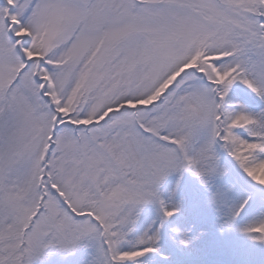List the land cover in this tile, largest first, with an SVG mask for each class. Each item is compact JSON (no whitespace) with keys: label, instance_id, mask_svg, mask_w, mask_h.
<instances>
[{"label":"snow or ice","instance_id":"obj_1","mask_svg":"<svg viewBox=\"0 0 264 264\" xmlns=\"http://www.w3.org/2000/svg\"><path fill=\"white\" fill-rule=\"evenodd\" d=\"M264 264V0H0V264Z\"/></svg>","mask_w":264,"mask_h":264},{"label":"rangeland","instance_id":"obj_2","mask_svg":"<svg viewBox=\"0 0 264 264\" xmlns=\"http://www.w3.org/2000/svg\"><path fill=\"white\" fill-rule=\"evenodd\" d=\"M213 264H223V260L227 261L226 264H233V258L228 255H216L211 257Z\"/></svg>","mask_w":264,"mask_h":264},{"label":"trees","instance_id":"obj_3","mask_svg":"<svg viewBox=\"0 0 264 264\" xmlns=\"http://www.w3.org/2000/svg\"><path fill=\"white\" fill-rule=\"evenodd\" d=\"M226 263H227V261L223 260V264H226Z\"/></svg>","mask_w":264,"mask_h":264}]
</instances>
